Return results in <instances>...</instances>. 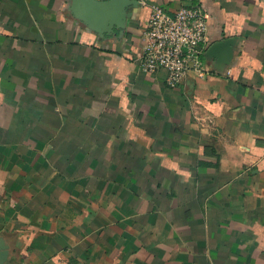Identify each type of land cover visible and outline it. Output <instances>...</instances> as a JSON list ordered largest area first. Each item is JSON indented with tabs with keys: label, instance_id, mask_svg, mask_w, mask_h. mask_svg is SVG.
<instances>
[{
	"label": "crops",
	"instance_id": "crops-1",
	"mask_svg": "<svg viewBox=\"0 0 264 264\" xmlns=\"http://www.w3.org/2000/svg\"><path fill=\"white\" fill-rule=\"evenodd\" d=\"M145 1L202 6L207 75L142 70L149 6L0 0V264H264V0Z\"/></svg>",
	"mask_w": 264,
	"mask_h": 264
},
{
	"label": "built area",
	"instance_id": "built-area-1",
	"mask_svg": "<svg viewBox=\"0 0 264 264\" xmlns=\"http://www.w3.org/2000/svg\"><path fill=\"white\" fill-rule=\"evenodd\" d=\"M140 2L150 8L138 57L142 70H166L170 87H176L191 74L207 75L204 57L208 23L202 6L181 5L169 10L158 3Z\"/></svg>",
	"mask_w": 264,
	"mask_h": 264
},
{
	"label": "water",
	"instance_id": "water-1",
	"mask_svg": "<svg viewBox=\"0 0 264 264\" xmlns=\"http://www.w3.org/2000/svg\"><path fill=\"white\" fill-rule=\"evenodd\" d=\"M85 8L81 13L82 18L88 21L89 25L95 30L101 31L103 27H124L127 17H132L133 12L128 11L127 7L138 8L141 5L140 0H78ZM229 41H221L213 44L207 50L206 54H216L224 46H228ZM3 252H6V248ZM1 253L3 256L6 253Z\"/></svg>",
	"mask_w": 264,
	"mask_h": 264
}]
</instances>
